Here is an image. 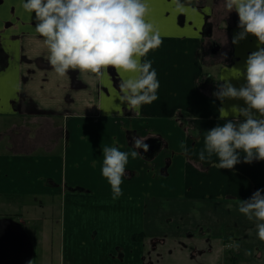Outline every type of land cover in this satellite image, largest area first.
Returning <instances> with one entry per match:
<instances>
[{
	"label": "crops",
	"instance_id": "crops-1",
	"mask_svg": "<svg viewBox=\"0 0 264 264\" xmlns=\"http://www.w3.org/2000/svg\"><path fill=\"white\" fill-rule=\"evenodd\" d=\"M147 3L146 19L163 39L146 57L159 98L136 115L119 99L126 73L59 76L47 46L36 42L34 14L22 0H0V218L36 228L35 239L50 253L44 264H166V250L171 264H264L256 222L237 204L264 189V164H248L258 168L260 186L253 177L230 187L221 178L240 177L236 166L198 159L204 132L226 122L219 109L246 107L213 93L224 77L237 88L245 84L246 59L264 45L252 35L232 43L243 30L220 0H199L196 12L177 10L175 0ZM133 136L146 139L147 153L133 149ZM105 146L143 157L129 156L116 199L101 175ZM54 197L58 221L49 222L44 201ZM43 228L57 233L55 242Z\"/></svg>",
	"mask_w": 264,
	"mask_h": 264
},
{
	"label": "clouds",
	"instance_id": "clouds-1",
	"mask_svg": "<svg viewBox=\"0 0 264 264\" xmlns=\"http://www.w3.org/2000/svg\"><path fill=\"white\" fill-rule=\"evenodd\" d=\"M198 4L199 0H175V8L181 12H196ZM219 6L226 15L235 12L238 16V28L243 31L233 44L252 35L264 45V0H220ZM22 7L32 18L34 14L36 42L47 46L48 62L59 76L77 70L95 74L89 76L95 79L106 76L109 68L126 73L118 86L119 99L136 115L159 98L157 73L146 57L162 46L163 39L146 19L151 13L147 0H22ZM242 75L245 84L237 88L224 77L213 96L221 102L242 100L246 107H221L219 118L226 122L204 132V146L198 153L201 162L212 163L215 156L214 166L219 169H233L241 163V153L245 164L264 161V46L248 55ZM230 114L233 118L229 120ZM131 140L133 149L149 151L145 138L133 136ZM180 148L187 152L183 143ZM129 156L143 158L140 151L103 148L101 175L110 185L113 199L123 194ZM262 192L264 189H258L237 204L241 214L256 222L257 237L264 241Z\"/></svg>",
	"mask_w": 264,
	"mask_h": 264
},
{
	"label": "rangeland",
	"instance_id": "rangeland-1",
	"mask_svg": "<svg viewBox=\"0 0 264 264\" xmlns=\"http://www.w3.org/2000/svg\"><path fill=\"white\" fill-rule=\"evenodd\" d=\"M0 128H3L1 126V124H0ZM240 160H241V163L236 165L237 169H234V170H237V174H239L240 177H238L237 175H235L233 173H229L227 175L222 176L224 174L222 172V175H221L222 176V178H221L222 182L225 185H228L230 187H232V185H234V187H237L240 180H244V179H249L250 180V178L255 177L256 180L258 181V182L257 181H255V182H257V184L260 186L261 185V183H260L261 180H258V178H257L258 175L256 174L258 168H251L248 164L243 163V154L241 155ZM263 164H264L263 161H261L260 165H254V166L262 167ZM231 175H234V176L238 177V181L236 182V180L231 179V177H230ZM9 200L13 201L14 199H9ZM44 203L47 206H50L46 210V212L43 211L45 216L50 217L49 222L58 221V219L56 217H57V214H58V211H59L60 198L59 197H54V198H49V199L46 198ZM40 217H38V219ZM33 223H34L33 224L34 226L35 225L37 226V222L36 223L33 222ZM39 226H40V223H39ZM43 229H44V232H46L47 234L49 233L50 236L52 237L51 242H55L57 233H54L53 231H49L46 228H43ZM35 231H36V228H34L33 230L27 231V233H28V235H29V237L31 239V242L33 244V251H34L33 252V257H32V260H31L30 264H44V261L46 260L47 257L50 256V253L48 251H46L45 246H40L39 245V242L35 239V235H36ZM254 238L258 239L257 237H254ZM167 252L169 253V250H166L165 253L163 254L164 257H165V261L163 263L171 264V261L169 259V255L167 254ZM156 255H159V252L156 253Z\"/></svg>",
	"mask_w": 264,
	"mask_h": 264
},
{
	"label": "water",
	"instance_id": "water-1",
	"mask_svg": "<svg viewBox=\"0 0 264 264\" xmlns=\"http://www.w3.org/2000/svg\"><path fill=\"white\" fill-rule=\"evenodd\" d=\"M33 252L22 225L11 218H0V264H30Z\"/></svg>",
	"mask_w": 264,
	"mask_h": 264
},
{
	"label": "trees",
	"instance_id": "trees-1",
	"mask_svg": "<svg viewBox=\"0 0 264 264\" xmlns=\"http://www.w3.org/2000/svg\"><path fill=\"white\" fill-rule=\"evenodd\" d=\"M200 83V85H201V83H202V78H199V80H198V84Z\"/></svg>",
	"mask_w": 264,
	"mask_h": 264
}]
</instances>
